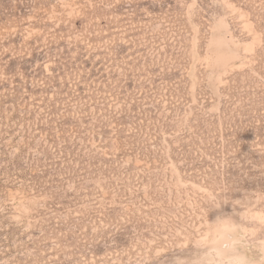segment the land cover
<instances>
[{"label": "rangeland", "instance_id": "374dc122", "mask_svg": "<svg viewBox=\"0 0 264 264\" xmlns=\"http://www.w3.org/2000/svg\"><path fill=\"white\" fill-rule=\"evenodd\" d=\"M222 184L264 188V0H0V264H172Z\"/></svg>", "mask_w": 264, "mask_h": 264}, {"label": "clouds", "instance_id": "9594fccd", "mask_svg": "<svg viewBox=\"0 0 264 264\" xmlns=\"http://www.w3.org/2000/svg\"><path fill=\"white\" fill-rule=\"evenodd\" d=\"M227 184L218 185L195 205L199 227L185 232V244L172 264H264V188L232 199ZM230 205L231 213L209 214ZM240 211H236V209Z\"/></svg>", "mask_w": 264, "mask_h": 264}]
</instances>
